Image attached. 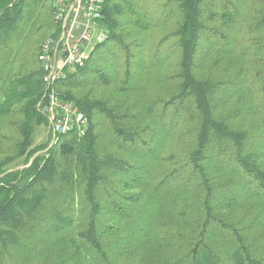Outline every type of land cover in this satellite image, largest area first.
Masks as SVG:
<instances>
[{"label": "trees", "instance_id": "1", "mask_svg": "<svg viewBox=\"0 0 264 264\" xmlns=\"http://www.w3.org/2000/svg\"><path fill=\"white\" fill-rule=\"evenodd\" d=\"M41 3L0 0V264H264V84L196 76L201 36L224 38L233 9L105 0L107 39L56 85L88 130L33 157L42 42L30 57L17 41ZM184 118L194 143L163 156Z\"/></svg>", "mask_w": 264, "mask_h": 264}, {"label": "rangeland", "instance_id": "2", "mask_svg": "<svg viewBox=\"0 0 264 264\" xmlns=\"http://www.w3.org/2000/svg\"><path fill=\"white\" fill-rule=\"evenodd\" d=\"M15 1L17 0H12V2ZM211 2L214 11L221 12L224 9H233L230 11L233 15V23L231 26L227 25L228 27L224 29L223 34L225 37L222 39L217 37V31L215 32L216 36L212 33L210 35L203 33L200 41L201 46L197 53L196 63L199 72L196 76L210 83L219 81L236 82V80L238 82L239 80L243 92L248 90L251 93L255 89L258 90L264 84V74L259 73L261 70L264 71V24H261L264 15V0H206L209 5H211ZM25 19V26L23 27L25 36L23 35L17 43L21 45L20 55L31 57L37 45L54 33L55 27L51 20L50 6L45 2L41 3L36 9L30 10ZM214 28H220V26L216 24ZM157 34L151 36L155 39ZM146 37L148 38V36ZM177 62V55L169 60V64ZM258 73L262 79L261 82L258 79L259 83L257 84L256 77ZM163 89H165V86L158 88V90H161L160 93H163ZM136 98L137 96L127 100L134 101ZM257 99H259V96H257ZM183 121H181V125L174 133L169 145H167L163 156L177 150L181 152L194 143L196 136L195 123L188 122L186 118ZM5 128V126L0 127L1 133L9 135L8 130ZM42 144L46 145L44 149L33 157L49 149L50 133L47 124L36 128L33 134L34 147ZM23 167H25L24 163L20 160L17 162L15 169ZM239 214L238 212L237 215ZM176 223L177 221L173 220L169 224L175 227L178 225ZM178 226L181 227V225ZM148 255V253L142 254L135 264L149 259Z\"/></svg>", "mask_w": 264, "mask_h": 264}, {"label": "built area", "instance_id": "3", "mask_svg": "<svg viewBox=\"0 0 264 264\" xmlns=\"http://www.w3.org/2000/svg\"><path fill=\"white\" fill-rule=\"evenodd\" d=\"M43 1L51 5L55 31L40 46L44 92L37 110L46 119L51 148L61 136L74 133L81 138L88 130L86 116L57 91L56 85L86 64L92 48L103 43L107 33L101 27L105 0Z\"/></svg>", "mask_w": 264, "mask_h": 264}]
</instances>
